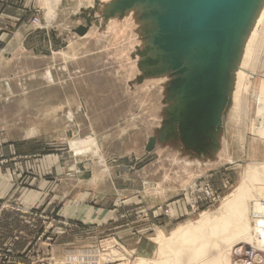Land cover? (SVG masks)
Returning <instances> with one entry per match:
<instances>
[{
	"label": "rangeland",
	"instance_id": "rangeland-1",
	"mask_svg": "<svg viewBox=\"0 0 264 264\" xmlns=\"http://www.w3.org/2000/svg\"><path fill=\"white\" fill-rule=\"evenodd\" d=\"M252 1L99 0L94 4L93 0H67L60 5V10L56 11L59 21L56 30L64 36L78 35L74 30L80 25L85 26L87 19H90L94 32L109 33L104 40L89 45V48L108 50L97 63L89 61L84 74L95 82L103 79L101 75L108 68L119 69L121 78L122 69H125V79L135 78L134 87L107 90L100 86L97 90L111 96V103L90 102L87 110L79 114L81 128L78 133L71 135V141L66 140L65 145H60L66 152V174L91 173V168L87 170L85 167L87 160L122 152L123 146L117 142L101 147L98 141L96 146L75 151L71 142L94 136L89 130H112L116 120L124 123L121 119L134 110L138 114L146 109L147 114L159 123L158 118L166 108L168 113L163 130L155 137L161 147L157 152L154 149L150 152L152 158L148 163L139 166L150 155L148 152L135 161L132 167L137 172L129 173L135 181L147 180V208L139 202L130 206L134 211L128 228L115 227L103 232L85 230L79 227L78 219L65 218L52 204L44 207L41 203L25 205L18 201L22 195L26 199L31 197L29 191L24 193L33 185L27 176L24 177L29 173H10L14 163L11 162L12 156L0 152V168L8 167L9 173L7 189L5 184H0V264L158 262L160 234L167 238L176 227L195 224L203 212L209 215L218 213L222 202L236 190L247 167L254 163L264 164V133L258 132L263 131L258 127L264 120V91L261 90L264 85V10L260 11L263 16L256 22ZM56 4L47 7L55 10ZM80 8L84 9L80 11ZM81 12L83 17L78 16ZM86 12L89 18H86ZM111 14L113 22L108 18ZM53 17L48 16L49 19ZM176 20L179 27L172 31L169 28ZM29 24L38 29L51 28V25L45 27L41 24L38 14L32 15ZM46 37L51 48L52 34H46ZM60 43L57 44L60 52L54 59L56 67L63 65ZM175 62L180 63L177 69L173 67ZM127 70L129 74L125 76ZM32 75H21L22 82L9 78L10 88L6 90L4 87L2 95L27 98L25 101L48 95V89L38 87L40 82ZM81 90V96H89L84 89L78 92ZM129 97H135L136 102L132 103ZM8 107L7 110L13 112L11 116L15 117L16 113L19 116L18 119L0 120V145L21 143L22 135L17 132L23 128L28 130L26 126L32 120L30 103H13ZM214 107L217 113L215 122ZM85 114L87 117L91 115V125L83 120ZM107 116L110 120L104 121ZM112 120H115L113 127L104 128V124H112ZM25 142L32 143V140ZM25 154L32 155L31 152ZM193 159L201 166L208 164L213 169L207 172L202 167L197 172L200 176L190 182V177H178L176 161ZM95 166L92 167L94 172L97 170ZM145 166L146 170H142ZM113 169L108 167L110 177H113ZM25 171L31 172V169L25 168ZM209 189L213 191L214 199L206 194ZM251 203V199L247 201L248 211ZM258 216L257 225L261 220ZM258 247L247 241L233 248L230 246L228 264H236L233 250L238 249L239 253L242 249L255 250ZM163 257L169 262V254ZM248 262L251 263L249 258Z\"/></svg>",
	"mask_w": 264,
	"mask_h": 264
},
{
	"label": "crops",
	"instance_id": "crops-1",
	"mask_svg": "<svg viewBox=\"0 0 264 264\" xmlns=\"http://www.w3.org/2000/svg\"><path fill=\"white\" fill-rule=\"evenodd\" d=\"M65 1L67 0H0V90L2 91L4 87L9 90L11 78L22 82L24 78L21 75L25 73H31L32 77H37V82H40H38V87L45 86L48 89V95L31 97L30 101H25L27 98L3 96L4 90L0 93L1 121L11 118L18 119V113L15 117L11 116L13 112L8 111V104L30 103L32 113L31 123L26 126L28 130L24 131L23 128L21 132H17L22 135L21 143L0 145V152L8 153V155L10 153L12 156L11 162L14 163L11 164L10 173H20L21 171L29 173L22 177L27 176L33 184L24 192L29 191L31 197L26 199L22 195L17 198L18 201H22L24 204L32 203L31 205H40L41 203L44 207H49L52 204V206L58 207L59 214L65 218L78 219L79 227L85 228V230L93 229L96 232H103L111 231L115 227L128 228L130 217H133L134 211V209H130V206L134 207L139 202L147 208V180L143 178L140 181H135L130 178L129 173L137 172L132 167L134 162L146 155L148 139L151 136L156 137L157 133L163 130L162 126L167 119L168 111L164 108V112L158 118L159 123H156V118L152 119L151 114H147L146 109L138 114L134 110L127 112L126 116L121 119L125 121L124 123H119V120H116L118 124L112 120V124L111 122L104 124L106 125L104 128L113 127V121H115L112 130H89L90 135L96 136L97 140L91 136L86 140L73 141L71 145L75 151L86 150L92 145L96 146L98 141L101 147L117 142L123 146L122 152L112 156L102 154L96 160H87L85 167L87 170L91 168V173L66 174V152L61 146L65 145L66 140L71 141V135H76L81 128L79 114L87 110V105L90 102L111 103V96L97 90L100 86L107 90L118 89L121 86L134 87L135 78L125 79L123 75L125 69H122L121 78L119 69L108 68L101 75L103 79L95 82L87 74H84L87 72L88 62L95 61L97 63L98 58H103L104 52L108 50L89 48V45H95L100 39L104 40L105 35L108 36L109 33H96L90 26L85 34L73 37L64 36L58 32L56 30L59 22L57 12ZM98 1L93 0L94 4ZM118 2L116 1L117 4H119ZM51 3H57L55 10L48 9L47 5ZM83 9L80 8V11ZM48 12H51L54 17L49 19ZM34 14L40 16L41 24L45 27L51 25V28L49 27L48 30L33 28L29 24V20ZM82 15L81 12L78 16ZM92 18L94 19L95 16ZM108 18L110 22H113L112 14ZM100 22L102 21H98V23ZM46 34L53 35L51 48L48 47L50 44L47 40L42 41ZM61 37L62 41H60ZM59 43L63 65L56 67L54 59L60 52L57 46ZM61 72L63 74H59ZM125 73V76L128 75L129 70ZM80 89L88 92L89 96H81L83 90L78 92ZM128 100H132V103L136 102L135 97H129ZM86 114L83 120H87L90 124L91 115L88 114L87 117ZM107 120H110L109 116L104 119V121ZM71 130L73 134H71ZM28 140H32V143L25 142ZM28 147H30L29 150H27ZM160 147L161 142L156 140L154 150L157 152ZM29 152L32 153L30 157L25 154ZM102 152L104 151L102 150ZM94 165L97 168L96 172L92 168ZM108 165L114 168L113 177L107 173ZM202 167L206 168L207 172L213 169V167L210 169L208 164L201 166L199 161L194 159L188 162L176 161V175L182 179L185 176L190 177V182L200 176L197 172ZM25 168H30L31 172L25 171ZM146 168L147 166L142 170H146ZM2 169L0 168V172H2L0 184H5L6 190L9 183L8 167L4 166ZM58 171L63 172L57 174ZM17 180L19 181L16 179V182ZM88 185L90 187H87ZM53 202L56 204L53 205ZM145 215L146 209H144ZM145 220L144 217V223ZM132 222H134V218ZM132 230L134 231V226Z\"/></svg>",
	"mask_w": 264,
	"mask_h": 264
},
{
	"label": "bare ground",
	"instance_id": "bare-ground-1",
	"mask_svg": "<svg viewBox=\"0 0 264 264\" xmlns=\"http://www.w3.org/2000/svg\"><path fill=\"white\" fill-rule=\"evenodd\" d=\"M252 6L255 9L254 20L257 22L263 16L260 11L264 10V0H253ZM49 13L48 16L52 17L53 14ZM261 90L264 91V85L261 86ZM259 129L263 131L258 132L263 134L264 120L260 123ZM263 196L264 164L254 163L247 167L236 190L222 202L216 215L203 212L195 224L180 225L167 238L160 234L158 236L160 260L158 262L139 260L137 264H228L229 247L233 248L243 241H247L249 245L259 246L254 252V262L264 264ZM250 199L252 203L248 211L247 201ZM258 215L261 220L257 230ZM235 250L232 254L237 258L238 249ZM167 254L169 262L163 257ZM239 260L241 259H238L236 264H244Z\"/></svg>",
	"mask_w": 264,
	"mask_h": 264
},
{
	"label": "water",
	"instance_id": "water-1",
	"mask_svg": "<svg viewBox=\"0 0 264 264\" xmlns=\"http://www.w3.org/2000/svg\"><path fill=\"white\" fill-rule=\"evenodd\" d=\"M131 1H134V0H131ZM173 13V12H172ZM172 13H168V14H172ZM175 14H176V12H174ZM93 14V11H91V15ZM167 16V15H166ZM172 16H174V15H170L169 17H172ZM172 18H176V17H172ZM173 26H171L169 29H171L172 31H174L175 29H177V27H179L178 25H179V22H177V20L176 21H174L173 22ZM91 25V22H90V19H87L86 20V25L85 26H83V25H80V26H78L74 31H75V33H77L78 35H83V34H85V32L87 31V29H88V27ZM168 29V28H167ZM52 37H53V35H52ZM48 39V37H45V40H47ZM179 64L180 63H178V62H175L174 63V69H177V67H179ZM202 99V98H201ZM216 111H215V107H214V109H213V121L215 122V119H216V115H217V113H215ZM216 125V124H215ZM181 126L183 127V124H181ZM155 142H156V138H155V136H151L149 139H148V144H147V147H146V151L150 154V152H152L153 151V149H154V146H155ZM151 158H152V155L150 154L147 158H145L144 159V161H142L140 164H139V166H142L144 163H148L150 160H151ZM82 168V167H81Z\"/></svg>",
	"mask_w": 264,
	"mask_h": 264
},
{
	"label": "built area",
	"instance_id": "built-area-1",
	"mask_svg": "<svg viewBox=\"0 0 264 264\" xmlns=\"http://www.w3.org/2000/svg\"><path fill=\"white\" fill-rule=\"evenodd\" d=\"M206 194L208 196H211L214 199L215 195H214L212 190H210V189L207 190ZM254 252H255V250H253V249H249V248L242 249L239 253H237L238 257L234 258L235 259V263L237 262L238 259H241L242 262H244V264H246V262L248 263V258H249L251 260V264H253V262L255 261V258L253 257L254 256Z\"/></svg>",
	"mask_w": 264,
	"mask_h": 264
}]
</instances>
